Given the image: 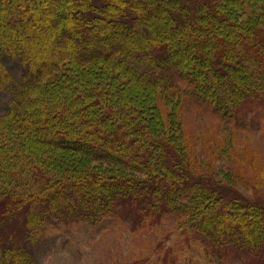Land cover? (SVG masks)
<instances>
[{"label":"trees","instance_id":"16d2710c","mask_svg":"<svg viewBox=\"0 0 264 264\" xmlns=\"http://www.w3.org/2000/svg\"><path fill=\"white\" fill-rule=\"evenodd\" d=\"M243 2L0 0V264H35L40 234L59 221L111 225L121 213L134 232L174 221L168 235L189 239L175 249L183 255L261 253L264 206L189 174L172 136H156L153 104L164 90L238 128L253 123L264 109V29L232 20L228 7ZM109 71L130 88L106 84ZM60 151L127 171L80 161L55 171ZM165 251L155 246L147 262Z\"/></svg>","mask_w":264,"mask_h":264},{"label":"rangeland","instance_id":"374dc122","mask_svg":"<svg viewBox=\"0 0 264 264\" xmlns=\"http://www.w3.org/2000/svg\"><path fill=\"white\" fill-rule=\"evenodd\" d=\"M243 1L237 8L234 4L228 7L232 20L243 24L258 22L260 29H264V1ZM261 61L264 64V56H261ZM100 66L86 65L87 69L92 70ZM106 74L109 78L106 84L112 81L115 86L124 83L130 88L129 83L116 71ZM102 85L99 89L104 90L105 84ZM7 99L8 95L0 90V114ZM153 102L161 118L160 124L155 123L156 136L164 139L172 136L189 174L211 186L224 198H239L264 206V109L254 119L259 120V123L253 120V123L238 128L215 114L203 112L194 104L177 102L174 96L164 90L156 92ZM119 104L127 107L131 117H137L131 104ZM57 157L64 164H57L55 171L77 170L75 166L78 161L83 163L81 170L127 171L120 165L83 160L80 155L70 151H60ZM123 218L121 213V217L113 224L104 221L95 227L84 222L59 221L55 229L50 227L52 230L40 234L41 242L34 247L35 264H264V245L259 255H239L238 251L233 250L223 263L196 249L184 255L176 252L175 249L186 246L189 239L176 234L168 235L174 227V221L163 222L164 226H160L159 231L141 229L140 232H134L130 222ZM10 228L13 229V225ZM158 245L167 250L166 258L147 262L158 257V254H153L154 247ZM163 255L162 252L159 258Z\"/></svg>","mask_w":264,"mask_h":264}]
</instances>
